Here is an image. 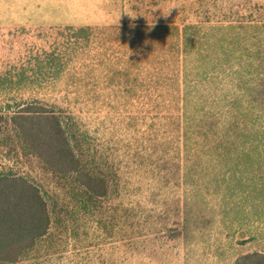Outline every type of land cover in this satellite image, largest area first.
Instances as JSON below:
<instances>
[{"label": "trees", "instance_id": "trees-1", "mask_svg": "<svg viewBox=\"0 0 264 264\" xmlns=\"http://www.w3.org/2000/svg\"><path fill=\"white\" fill-rule=\"evenodd\" d=\"M160 1L133 6L131 21L151 31L125 20L127 32L112 24L48 25L37 30L25 59L0 67V264L42 254L47 264L68 247L66 223L117 194L118 172L85 145L75 118L37 96L62 93L77 84L73 76L92 74L103 61L122 54L132 60L124 59L133 70L130 85L143 98L142 114L139 94L132 114L144 121L161 112L163 136L189 145L186 157L198 159V170L206 173L199 161L207 155L220 163L234 157L238 142L264 152V0H163L162 10ZM116 49L118 57L111 55ZM29 161L62 182L70 198L42 188ZM251 239L249 233L237 242ZM231 264H264V247Z\"/></svg>", "mask_w": 264, "mask_h": 264}, {"label": "rangeland", "instance_id": "rangeland-1", "mask_svg": "<svg viewBox=\"0 0 264 264\" xmlns=\"http://www.w3.org/2000/svg\"><path fill=\"white\" fill-rule=\"evenodd\" d=\"M138 2L0 0V67L25 59L37 30L48 25L112 24L127 32L121 24L125 20L128 27L151 31L131 21ZM163 5L162 0L161 10ZM154 15L162 17L161 12ZM116 51L111 55L118 57ZM122 56L101 62L92 74L73 76L77 84L72 82L60 94L37 95L63 116L75 118L87 135L85 145L107 158L120 184L117 194L66 223L68 247L51 254L47 264H231L241 253L263 248L264 152L250 142H238L234 157L224 155L220 163L207 155L199 161L207 165L206 173L198 170V159L186 157L189 145L177 136H163L161 112L153 118L146 114L144 121L132 114L140 93L130 85L133 70ZM29 163L42 188L62 200L70 198L68 188L40 163ZM249 233L250 241L237 242ZM38 258L18 264H46Z\"/></svg>", "mask_w": 264, "mask_h": 264}]
</instances>
